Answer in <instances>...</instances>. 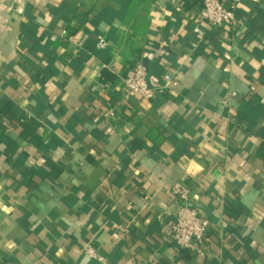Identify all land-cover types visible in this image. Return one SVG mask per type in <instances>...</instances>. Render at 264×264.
Listing matches in <instances>:
<instances>
[{
    "label": "crops",
    "instance_id": "crops-1",
    "mask_svg": "<svg viewBox=\"0 0 264 264\" xmlns=\"http://www.w3.org/2000/svg\"><path fill=\"white\" fill-rule=\"evenodd\" d=\"M223 1L239 25L204 41L197 0L0 5V264H264V0ZM89 60L115 77L100 96ZM139 60L178 90L125 99ZM177 184L202 253L170 240Z\"/></svg>",
    "mask_w": 264,
    "mask_h": 264
},
{
    "label": "built area",
    "instance_id": "built-area-1",
    "mask_svg": "<svg viewBox=\"0 0 264 264\" xmlns=\"http://www.w3.org/2000/svg\"><path fill=\"white\" fill-rule=\"evenodd\" d=\"M22 1L0 0V5L9 3L12 9L16 3H21ZM195 5L198 10L194 18L195 27L193 31L201 41L205 39L202 25L206 24L213 28H218L225 24L233 28L239 25L236 14L237 4L234 2L197 0ZM107 46V41L101 39L97 44V49L102 50ZM87 65L93 68L98 79L93 84L90 92L93 95L100 96L111 86V84L102 81V72L105 70L109 71L110 65L109 63L94 65L92 60H89ZM122 82L125 99L135 98L149 101L154 100L158 92L174 93L180 86L177 74L175 72H166L161 77L160 84L155 88L152 87L149 81L148 69L140 60L136 61L133 67L122 76ZM109 113L112 114L111 111ZM172 192L178 201L179 209L171 225L170 240L182 251L202 253L203 245L212 229L211 223L198 209L191 207L195 202L192 201L191 189L188 186L177 184L173 187ZM84 253L90 258L97 257V250L90 244L85 245Z\"/></svg>",
    "mask_w": 264,
    "mask_h": 264
},
{
    "label": "trees",
    "instance_id": "trees-1",
    "mask_svg": "<svg viewBox=\"0 0 264 264\" xmlns=\"http://www.w3.org/2000/svg\"><path fill=\"white\" fill-rule=\"evenodd\" d=\"M114 79H115V77H114V75H112L110 73V71L105 70L102 72V81L104 83L110 84V83H112V81H114ZM0 112L3 113V110L1 108H0Z\"/></svg>",
    "mask_w": 264,
    "mask_h": 264
},
{
    "label": "water",
    "instance_id": "water-1",
    "mask_svg": "<svg viewBox=\"0 0 264 264\" xmlns=\"http://www.w3.org/2000/svg\"><path fill=\"white\" fill-rule=\"evenodd\" d=\"M191 207H192V208H198V207L203 208L201 205H196V204H192ZM198 209H199V208H198Z\"/></svg>",
    "mask_w": 264,
    "mask_h": 264
}]
</instances>
